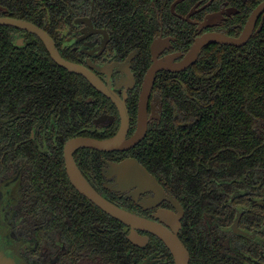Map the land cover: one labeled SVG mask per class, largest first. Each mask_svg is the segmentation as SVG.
Segmentation results:
<instances>
[{
  "label": "trees",
  "instance_id": "trees-1",
  "mask_svg": "<svg viewBox=\"0 0 264 264\" xmlns=\"http://www.w3.org/2000/svg\"><path fill=\"white\" fill-rule=\"evenodd\" d=\"M92 1L96 22L110 28L111 44L120 55L136 46L148 49L153 25L144 9L163 0ZM195 1L184 0L176 9L184 13ZM260 1L241 4V23ZM74 2L0 0V16L29 20L52 34L62 18L79 11ZM88 8L87 3L81 11ZM178 28V46L186 49L189 27L181 23ZM17 35L24 37L23 46H16ZM137 62L139 68L146 66L148 58L142 52ZM155 85L163 96L160 120L149 125L140 142L116 153L135 157L173 194L183 196L195 224L203 222L204 212H220V189L231 193L233 186L259 194L264 215V20L244 45L210 44L192 65L175 76L160 75ZM107 108L116 116L111 135L118 119L107 98L57 65L38 37L0 26V174L21 168V221L40 250L66 243L69 253L60 256L73 250L101 264L122 261L126 241L120 221L71 186L62 156L65 141L73 136L105 137L91 134L87 123ZM90 151H76L78 165ZM244 196L239 200L245 203Z\"/></svg>",
  "mask_w": 264,
  "mask_h": 264
},
{
  "label": "flooded vegetation",
  "instance_id": "flooded-vegetation-1",
  "mask_svg": "<svg viewBox=\"0 0 264 264\" xmlns=\"http://www.w3.org/2000/svg\"><path fill=\"white\" fill-rule=\"evenodd\" d=\"M74 1L73 4L79 11L70 19L62 18L61 24L54 28L52 34L49 32L48 34L63 58L87 67L100 78L105 86H109L123 98L129 116V129L126 137H130L136 129L141 87L144 76L153 62L150 50L152 42L159 38L166 40L165 48L160 51L157 60L162 62L170 60L169 63L175 64L189 51L195 38L202 34L217 32L232 37L238 36L252 11L241 23L239 17L242 14L241 4L247 3V0H240V3L237 4L230 3L228 0H197L184 13H180L176 9L177 5L184 0L177 3H175L176 0H172L168 4L167 0L158 4L151 1L149 7L144 9L147 21L153 25L148 49L136 46L126 54L120 55L111 44L112 31L110 28L106 24L100 25L96 22L93 14V1ZM208 1L210 2L208 3ZM87 3L89 4L88 10L81 11ZM214 13L219 16L216 19H208V16ZM205 19L208 25L201 27L200 23ZM261 19L262 16L257 19L254 31L261 23ZM181 23L187 25L190 31L191 42L186 49L179 47L177 41L178 33L180 34L178 26ZM16 38L24 39L19 35ZM210 44L220 43L204 45L190 65ZM61 51H64L67 57L63 56ZM142 52L145 58H148V63L139 68L137 61ZM180 71L182 70L160 69L155 73L147 103V129L149 125L160 120L162 113L163 96L155 85L156 80L162 74L175 76ZM96 91L104 96L98 90ZM133 94L137 95L134 116H132L130 104ZM108 100L113 104L110 99ZM113 106L118 119L116 132L120 119L116 106L114 104ZM115 120L116 116L113 112L108 111V108L103 109L87 123L89 132L105 135L103 138L110 137L115 134V132L109 134L112 126L115 125ZM36 137L39 138L37 135ZM90 137L95 136L91 135ZM90 150L85 156L88 158L82 157L81 161L79 160V165L75 159L76 151L73 153V157L81 173L92 187L114 204L157 222L175 234L187 251V264H264V215L261 214L262 210L259 207L262 201L259 194L245 188L240 190L236 186H233L234 189L231 193L221 188L220 193L224 198L219 209L220 212H204L203 222L195 224L197 219L194 212L191 213L185 204L184 197L177 192L176 195L173 194L139 161L156 178L157 183L163 189V194H157L152 190L135 194L136 186L131 187L116 181V173L112 169V164L119 163L126 158H135L116 152L128 149L122 151ZM20 175V167L8 176L0 174V249L13 258L17 264H101L97 260L92 261L90 258H86L83 256L84 253L73 255V250H71L70 256H60L62 251L69 253L66 243H63L64 245L58 243L55 248L47 251L40 250L35 237L23 229ZM228 183L224 180V184ZM121 187L122 189L117 190ZM242 194H246V197L244 196L245 203L239 200V196ZM161 217L164 218V221ZM120 223V233L126 242L120 251L122 261L114 264H181L177 257L175 260L169 247L156 234L148 230L135 229L140 238L136 244L127 237L131 228ZM41 252L44 255H41Z\"/></svg>",
  "mask_w": 264,
  "mask_h": 264
},
{
  "label": "water",
  "instance_id": "water-1",
  "mask_svg": "<svg viewBox=\"0 0 264 264\" xmlns=\"http://www.w3.org/2000/svg\"><path fill=\"white\" fill-rule=\"evenodd\" d=\"M182 0H176L175 3ZM211 1V0H210ZM208 1V3L210 2ZM219 14H211L208 19H216ZM262 16L261 23L255 31L261 28V24L264 20V0H261L250 12L241 33L232 37L222 33H205L195 38L189 51L182 57V59L175 64L169 63L170 60L162 62L157 60V56L160 51L165 48L166 40L155 39L151 44L152 64L148 68L138 101L137 110V123L134 133L130 137H126L129 129V116L123 98H121L116 92H114L109 86H105L100 78L87 67L72 62L63 58L55 47L54 41L51 36L42 27L34 24L33 22L25 19L14 18L9 16H0V26H12L17 29H21L28 33H31L38 37L50 58L60 67L66 69L69 72L82 75L96 90L101 92L104 96L110 99L116 106L118 111L120 124L115 132L110 137L95 138L90 136H75L67 139L63 145V160L66 175L72 184V186L82 195H84L89 201L95 204L99 209L115 218L116 220L129 226L130 233L127 236L133 243H138L140 238L138 237L135 229L148 230L158 237L169 247L176 260H179L181 264H187V251L181 242L176 238V235L171 233L163 225L136 215L106 199L99 192H97L92 185L83 176L78 168L73 153L79 148H90L100 151H122L129 149L140 142L146 134L147 130V103L150 95V90L153 84L155 73L160 69L171 70H183L188 67L197 57L199 50L209 43H220L232 46L244 45L252 36L255 29L257 19ZM208 25L205 19L200 23L201 27ZM95 32V31H93ZM23 38L16 40V46H23ZM112 169L116 173V181L120 184H126L128 186H136L135 194H139L146 190H152L157 194H163V189L157 183L156 178L150 174L146 168L138 162L135 158H126L119 163L112 164ZM121 188H117L120 190ZM170 198V196H169ZM164 221V218L161 217ZM144 240V239H143ZM0 264H17L13 258L5 254L0 249Z\"/></svg>",
  "mask_w": 264,
  "mask_h": 264
}]
</instances>
